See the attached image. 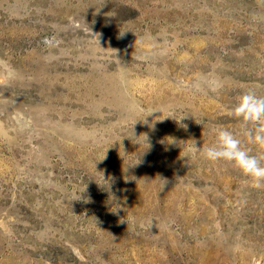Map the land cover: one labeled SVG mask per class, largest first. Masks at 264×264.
I'll list each match as a JSON object with an SVG mask.
<instances>
[{"label":"rangeland","instance_id":"1","mask_svg":"<svg viewBox=\"0 0 264 264\" xmlns=\"http://www.w3.org/2000/svg\"><path fill=\"white\" fill-rule=\"evenodd\" d=\"M0 264H264V0H0Z\"/></svg>","mask_w":264,"mask_h":264}]
</instances>
